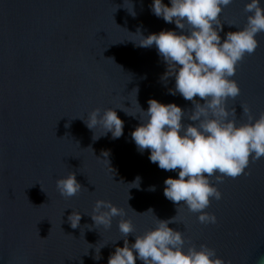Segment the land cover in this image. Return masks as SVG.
Segmentation results:
<instances>
[{
  "label": "water",
  "instance_id": "water-1",
  "mask_svg": "<svg viewBox=\"0 0 264 264\" xmlns=\"http://www.w3.org/2000/svg\"><path fill=\"white\" fill-rule=\"evenodd\" d=\"M151 2L0 0V264H108L109 254L123 247L122 217H113L108 229L91 227L97 200L124 209L123 219L135 229L129 243L152 230L156 217L176 216L169 227L183 233L185 251L205 244L226 264H257L264 257V157L250 161L240 176L214 183L222 198L211 199L204 211L217 222L202 224L199 213L165 198L164 180L176 178V172L150 162L148 150H137L131 132L139 113L134 118L116 109L124 134L112 139L108 133L95 141L94 131L99 136L103 130H90L76 118L86 119L95 108L124 106L134 113L138 89L136 99L144 110L149 99L175 103L185 111L182 122L194 123L187 119L192 102L169 94L174 77L161 79L167 65L155 45L144 48L130 41L137 39V29L145 37L176 29L151 13ZM248 2L233 0L223 9L222 38L246 24ZM132 6L135 17L128 11ZM256 39L259 47L245 55L231 77L241 91L227 107L235 108L238 126L247 122L241 105L254 118L264 113V32ZM103 151L109 152L107 158ZM71 172L83 190L65 198L56 181ZM137 176L140 186L131 188ZM149 208L153 214L144 213ZM73 210L82 213L75 229L68 221ZM102 245L97 261L95 247Z\"/></svg>",
  "mask_w": 264,
  "mask_h": 264
},
{
  "label": "clouds",
  "instance_id": "clouds-1",
  "mask_svg": "<svg viewBox=\"0 0 264 264\" xmlns=\"http://www.w3.org/2000/svg\"><path fill=\"white\" fill-rule=\"evenodd\" d=\"M232 2L169 0L165 4L163 0H152L149 5L151 13L166 23H174L176 29L161 30L146 37L137 29L134 34L137 39L130 40L138 47L155 45L158 56L167 65L161 79L166 81L174 77L175 86L169 89V94H179L192 102L194 109L187 119L194 123L185 125L182 122L185 111L175 103L164 104L149 99L148 108L144 110L136 99L138 89H135L138 110L134 113L126 111L123 106L103 111L95 108L86 119L76 117L90 130L94 131L97 127L103 130L99 136L94 131L92 139L95 141L108 133H111L112 139L124 134V121L119 118L116 109L134 118L139 113L140 122L131 132L137 150L141 154L148 150L150 162L165 171L176 172V178L164 180L163 194L174 205L199 213L197 218L202 224L217 222L214 214L204 211L210 206L211 199L218 201L222 198L214 183L223 182L225 177L240 176L245 173L250 161L264 157V113L254 118L250 109L241 105L247 122L238 126L235 108L229 111L227 107V101L238 97L241 91L231 77L245 55L253 54L259 47L256 37L264 32V7H261V0H249L244 7V11L250 13L246 24L235 32L225 33L222 38L220 15ZM128 11L135 17L133 6ZM102 156L107 158L109 152L103 151ZM103 160L109 164L108 159ZM140 181L137 176L128 185L139 188ZM56 188L65 198L83 190L75 172L58 179ZM148 190L154 191L155 186H150ZM148 212L153 214L151 208L144 213ZM126 215L124 209L105 200H97L89 215L93 221L91 227L103 226L105 229L111 227L113 217H122L118 229L123 237V247L117 246L109 254L108 264H136L137 260L142 264H226L214 249L205 244H201L199 249L193 246L185 251L183 233L169 227V224L175 223L176 216L167 220L156 217V226L152 230L134 235L135 242L129 243L128 236L133 235L135 229L130 219H123ZM81 219L82 213L74 210L68 216L73 229L80 225ZM105 245L95 247V260L102 258L100 251ZM257 264H264V257L259 258Z\"/></svg>",
  "mask_w": 264,
  "mask_h": 264
}]
</instances>
